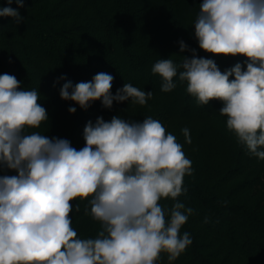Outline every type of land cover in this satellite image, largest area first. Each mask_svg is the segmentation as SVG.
<instances>
[{
  "label": "clouds",
  "instance_id": "9594fccd",
  "mask_svg": "<svg viewBox=\"0 0 264 264\" xmlns=\"http://www.w3.org/2000/svg\"><path fill=\"white\" fill-rule=\"evenodd\" d=\"M15 3L24 7V0ZM0 17L22 20L10 6L0 8ZM194 29L201 50L243 56L246 67L236 63L221 71L181 41L180 52L190 50L191 58L182 56L180 65L159 59L152 66L161 91H172L178 75L198 105L220 101L227 130L264 160V0H202ZM113 79L101 72L74 87L68 81L60 97L87 110L98 100L106 109L114 101L144 106L153 96L130 83L113 95ZM39 97L14 75L0 74V169L17 173L0 176V264H157L162 253L175 261L192 244L181 228L194 213L178 199L193 168L177 137L151 116L142 122L98 117L85 125V146L77 150L67 139L29 131L48 120ZM182 133L190 144V130ZM167 199L170 207L161 204ZM76 200H87L101 224L95 238H81L72 227Z\"/></svg>",
  "mask_w": 264,
  "mask_h": 264
},
{
  "label": "trees",
  "instance_id": "16d2710c",
  "mask_svg": "<svg viewBox=\"0 0 264 264\" xmlns=\"http://www.w3.org/2000/svg\"><path fill=\"white\" fill-rule=\"evenodd\" d=\"M201 3L24 0V7L18 8L15 0L11 5L0 0V8L18 9L22 17L20 23L0 17V74L14 75L22 89L39 92L38 103L47 110L48 120L29 131L46 134L55 122L60 133L54 137L69 140L77 150L85 146V125L95 124L98 117L110 121L118 115L142 122L151 116L177 137L193 168V174L184 178L187 192L178 197L194 210L181 228V234H190L192 244L172 262L162 253L157 264H264V160L251 155L227 130V117L219 114L220 101L198 105L178 75L176 87L162 92L161 77L151 71L159 59L170 58L180 65L182 56L191 58L190 50L180 52L181 41L195 49L197 57L213 59L221 71L236 63L246 67L243 56L212 55L199 48L194 21ZM101 72L114 77L113 95L130 83L153 96L144 106L114 101L111 109L94 101L63 124L56 112L67 103L75 104L61 99L63 84L71 81L74 87ZM61 76L66 79L60 80ZM183 128L190 130V144ZM16 174L0 169V176ZM172 203L161 201L166 207ZM72 205V227L81 238H95L101 224L89 214L88 201L76 200Z\"/></svg>",
  "mask_w": 264,
  "mask_h": 264
},
{
  "label": "rangeland",
  "instance_id": "374dc122",
  "mask_svg": "<svg viewBox=\"0 0 264 264\" xmlns=\"http://www.w3.org/2000/svg\"><path fill=\"white\" fill-rule=\"evenodd\" d=\"M129 104H130V102H129ZM69 107H75L77 109V111L75 113H78V111H81L80 106L76 103L75 104H73V103L65 104L60 110H58L56 112L57 116L61 119V122L63 124L66 123V121H68L70 119V117L73 115V114H70L68 112ZM49 126L50 127H48L49 129H47V133L45 134L49 138H53L56 134L60 133V131L58 129V125L55 122Z\"/></svg>",
  "mask_w": 264,
  "mask_h": 264
}]
</instances>
